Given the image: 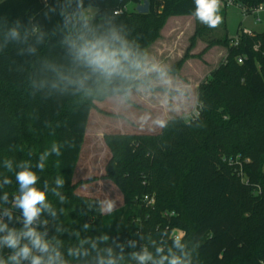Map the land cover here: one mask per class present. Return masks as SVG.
<instances>
[{
	"label": "trees",
	"instance_id": "1",
	"mask_svg": "<svg viewBox=\"0 0 264 264\" xmlns=\"http://www.w3.org/2000/svg\"><path fill=\"white\" fill-rule=\"evenodd\" d=\"M242 1L250 6L264 2ZM65 2L0 0V16L8 17L9 26L16 18L27 24L29 17H34L32 23L45 33L44 42L30 54L28 45L6 42V29L0 28V174L13 179L4 191L11 197L17 189L14 176L2 166L5 158L13 159L14 165L22 159L35 163L40 152L59 141L63 155L50 157L45 171L38 175L50 184L58 176L65 180L60 191L66 203L60 204L57 197L49 195L57 218L48 214L42 217L49 221V237H58L65 249L80 239L105 236L108 241L99 247L111 246L118 256L122 255L118 264H137L131 253L147 248L155 257L159 247L166 255L172 248V239L169 234L162 235L164 230H184L186 251L194 264H259L264 260V32L245 35L238 31V44L233 46L225 32L226 9H221L219 27L223 35L209 40L193 56L196 41L203 39L208 29L196 24L182 59L171 67L172 74H177L190 58L202 57L212 46L227 49L223 61L198 85L199 120L198 116H173L168 126L154 136L103 137L110 158L102 179L119 190L128 212L123 228L108 232L107 224L119 220L123 212L101 215L98 200L75 194L72 182L89 113L95 109L93 102L106 96H47L45 92L33 93L31 87L45 59H63V18L59 13ZM142 2L84 0L86 9H95L92 16L97 21L110 16L113 9L122 11L115 17L116 23L126 24L131 29L128 38H138L141 48L146 49L159 38L169 18L195 19L193 0H148L149 12L137 14L135 7ZM129 5L131 10L127 9ZM33 42L34 37H30L29 43ZM239 58L241 64L237 62ZM29 151L33 153L31 157ZM145 197L153 198V204L148 205ZM89 205L93 208L89 209ZM85 223L89 224L87 230L83 229ZM57 227L67 232L61 235ZM117 237L118 243L124 245L123 253L113 243ZM131 241L136 242V247L130 246ZM3 254L8 255L9 250ZM95 255L92 252L91 257L79 260L66 258L71 264H84L85 259Z\"/></svg>",
	"mask_w": 264,
	"mask_h": 264
},
{
	"label": "clouds",
	"instance_id": "2",
	"mask_svg": "<svg viewBox=\"0 0 264 264\" xmlns=\"http://www.w3.org/2000/svg\"><path fill=\"white\" fill-rule=\"evenodd\" d=\"M193 2L195 8L192 15L198 22L211 29L219 27L223 19L220 15L222 0ZM59 14L63 18V28L60 29L63 59H45L40 64L31 80L33 93L45 92L47 96L54 93L83 94L85 97L102 95L110 97L119 106L128 107L135 98V91L151 106L159 109L157 114L146 111L136 117L137 125L158 129L168 126L169 113L182 111L188 105L190 86L178 82L170 66L156 60L146 48H141L138 38H128L131 29L115 21L120 14L119 9H113L110 16H102L97 21L88 13L84 0H66ZM45 16L47 18V13ZM33 19L29 17L25 24L16 18L9 26L8 17L0 16V28L6 29L3 33L5 41L26 44L30 54L36 53L37 45L44 42L45 33L32 23ZM30 37H34L33 43H29ZM69 146L74 147V144ZM62 147L61 142L53 141L50 147L39 153L35 163L31 159H22L14 165L13 159L3 160L2 166L6 173L14 176L17 189L10 197L4 189L13 184V179L7 174H0V264H71L66 257L79 260L91 257L92 252L96 255L90 260L85 259L84 264H118V260L123 258L111 246L99 247L108 241L109 238L105 236L80 239L66 249L58 237H49V221L42 217L48 214L57 218L56 207L49 195L57 197L60 204L66 203V197L60 191L65 180L56 177L53 187V183L41 181L38 173L45 171L50 157L63 155ZM32 155L29 151L28 156ZM96 203L101 215H111L116 209L115 201L107 198ZM88 207L93 208L92 205ZM60 212H63L62 208ZM88 228L89 224L85 223L83 229ZM56 231L63 235L67 229L57 227ZM182 232L183 235L171 237L172 248L166 255L159 247L156 248L155 257L147 248H143L131 253V258L137 264H194L184 243L187 233ZM163 234L170 235L167 229ZM113 243L123 253L124 245L118 243V237ZM130 246L136 247V242L131 241ZM5 249L9 250L8 255L3 254ZM259 264H264V260Z\"/></svg>",
	"mask_w": 264,
	"mask_h": 264
},
{
	"label": "rangeland",
	"instance_id": "3",
	"mask_svg": "<svg viewBox=\"0 0 264 264\" xmlns=\"http://www.w3.org/2000/svg\"><path fill=\"white\" fill-rule=\"evenodd\" d=\"M127 9L131 10L132 6H127ZM92 12L95 13V9H88L89 14ZM224 16L225 32L229 40L235 39L239 30H247L257 33L264 32V18L262 22L255 23L253 17L244 16L237 7L231 6L226 8ZM178 19H180V23L183 24H180V27L177 30H182L183 32L176 34L170 29L175 20H170V22H168L166 27L170 30H166L164 32L167 39V56L174 62L177 61V58L180 55H184L188 47L189 39L194 34L195 25L198 24L199 27L205 26L190 16H184L183 18ZM223 32L222 27H217L213 31L208 28L205 31L204 38L196 41V45L191 51V55H198L206 47L209 40L220 38L223 35ZM226 54V48L221 46H212L202 57L190 58L193 59L194 63L186 64V68L183 69L181 74H177V76L174 75L178 82H182L190 86L189 103L182 111H179L185 119H190L193 113H195L193 100L197 86L204 79H206L208 70L221 63ZM82 99L83 98L80 100ZM136 102L138 104H142L139 99H137ZM95 104L96 111H92V115L89 117V127L85 137V143L82 146L72 182L74 185V192L79 196L95 200L107 198L115 201L116 209L112 214L117 212H123V214L120 216L119 220L113 221L112 224H107L106 229L110 232L115 229L123 228V223L125 222L128 212L127 208L124 206L122 195L115 185L107 180L100 182L102 180L100 176L102 173L104 175V167L110 158V152L109 154H105V150H103L101 142L99 140L92 139V136L94 129L102 131L106 134H110L112 132L110 131L111 128H117L119 126L124 127L128 133L132 132V129L127 123L129 122L128 119H126L128 121L124 122V120L120 121L118 118L114 117L99 116L102 114L99 108L114 114H121L129 119H136V117L144 113V109L143 105H136L133 110H131L132 108L129 106H119L113 100H105L102 103L96 102ZM157 113L158 112L155 111V114ZM91 148H95V150L91 151ZM103 216L108 217L110 215ZM131 222H134V220Z\"/></svg>",
	"mask_w": 264,
	"mask_h": 264
},
{
	"label": "crops",
	"instance_id": "4",
	"mask_svg": "<svg viewBox=\"0 0 264 264\" xmlns=\"http://www.w3.org/2000/svg\"><path fill=\"white\" fill-rule=\"evenodd\" d=\"M89 9H91V8H89ZM93 14H94V12L90 13V15H93ZM178 18H183V17H171V18H169L167 20L165 26L161 30L159 38L147 48L148 52L151 54L152 57H154L156 60L160 61L161 63L170 66V68L173 67L177 62H179L182 59L183 54L180 55L177 58L176 62L171 61L168 58V56H167V52H168V50H167V48H168L167 47V39H166V37L164 35V32L166 30H170V29L173 30V32L176 33V34L183 32L182 30H177L180 27V24H183V23H180V19H178ZM170 20H175V22L173 23V26L170 29H167L166 26H167L168 22H170ZM190 63H192V64L194 63L193 59H189L184 64H182V66L179 69L177 74H181L183 72V69L186 68V64H190ZM213 68H215V67H213ZM213 68L208 70L207 77H208L210 71ZM177 74H173V75L177 76ZM197 88H198V86H197ZM197 88H196V92L194 94L195 96H194V100H193V104L195 105V109H196V106H197V103H196ZM133 95H134L135 98L131 101V103H133L135 106L136 105H139V106L143 105L144 112L151 111V112H153V114H155V111H157V112L159 111V109L155 108L154 106H151L141 96L136 94L135 91H134ZM137 99H139L140 102H142V104H138L136 102ZM105 100H112V99L110 97H106V98L102 99L101 101H99L98 103H102ZM96 102L97 101L93 102L95 106H96V104H95ZM129 107L132 108L131 110H133V108H134V106H132V105H130ZM99 110L102 112V114L100 113L101 115H99V116L114 117V118H118L120 121L124 120V122L129 120V122H127V123L131 126L130 128L132 129V132L128 133L124 129V127H120L119 126L117 128H111L110 131H112V132L110 134H106V133H104L102 131H97V130L94 129L92 139H94V140L96 139V140H99L101 142V144L103 146L102 148H103V150H105V154H109V150H108V148L106 147V145L104 144V141H103V137L105 135H148V136H154V135L159 134L160 131H161V129H158V128H152V127H147V126L146 127H140V126L137 125L136 119H134V118H130L129 119V118L124 117L121 114H114V113L108 112V111H106V110H104L102 108H99ZM92 111H96V110L92 109L90 111V113H89V117L92 115V113H91ZM168 115H169L170 118L173 117V116H181V117H183L181 112H172V113H169ZM89 117H88V121H87V127H86V131H85V135H84L83 144L85 143V137H86V134H87V131H88V127H89V119H90ZM126 119H128V120H126ZM120 124H121V122H120ZM94 150H95V148H91V151H94ZM102 176H103V173L101 174L100 177L102 178ZM103 181L104 180L102 179L100 182H103Z\"/></svg>",
	"mask_w": 264,
	"mask_h": 264
},
{
	"label": "built area",
	"instance_id": "5",
	"mask_svg": "<svg viewBox=\"0 0 264 264\" xmlns=\"http://www.w3.org/2000/svg\"><path fill=\"white\" fill-rule=\"evenodd\" d=\"M231 6L237 7L244 16L253 17L255 23L262 22V20L264 18V2H261V3L257 4V5L250 6L247 3H244L242 0H222L221 9H226L228 7H231ZM121 12L122 11H120V14H121ZM239 33L248 35V34L251 33V31L239 30ZM231 44L233 46H236L238 44V37L237 36H236L235 39H232V43ZM237 62L239 64H241L242 60L239 58V59H237ZM198 114H199L198 110L195 109V113H193L191 119L196 118L198 116ZM240 178H241L242 181H244V179L242 177H240ZM144 201L146 203H148V205H152L153 204V198L145 197ZM177 234L183 235V232L179 231V230H173L170 233V238L172 236L177 235ZM25 264H27V262H25Z\"/></svg>",
	"mask_w": 264,
	"mask_h": 264
},
{
	"label": "water",
	"instance_id": "6",
	"mask_svg": "<svg viewBox=\"0 0 264 264\" xmlns=\"http://www.w3.org/2000/svg\"><path fill=\"white\" fill-rule=\"evenodd\" d=\"M135 12L137 14H147L149 12V2L148 0H143V2L135 7Z\"/></svg>",
	"mask_w": 264,
	"mask_h": 264
}]
</instances>
